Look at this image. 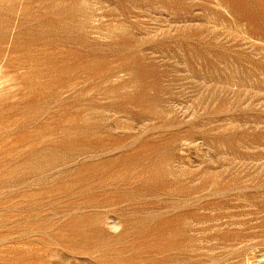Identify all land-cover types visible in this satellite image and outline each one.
Returning a JSON list of instances; mask_svg holds the SVG:
<instances>
[{
	"label": "rangeland",
	"instance_id": "1",
	"mask_svg": "<svg viewBox=\"0 0 264 264\" xmlns=\"http://www.w3.org/2000/svg\"><path fill=\"white\" fill-rule=\"evenodd\" d=\"M0 264H264V0H0Z\"/></svg>",
	"mask_w": 264,
	"mask_h": 264
}]
</instances>
